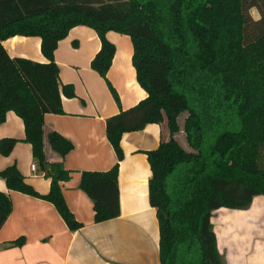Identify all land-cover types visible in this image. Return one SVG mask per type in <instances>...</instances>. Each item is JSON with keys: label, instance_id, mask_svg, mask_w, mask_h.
Instances as JSON below:
<instances>
[{"label": "trees", "instance_id": "obj_1", "mask_svg": "<svg viewBox=\"0 0 264 264\" xmlns=\"http://www.w3.org/2000/svg\"><path fill=\"white\" fill-rule=\"evenodd\" d=\"M77 26L93 28L100 37L91 67L106 80L116 51L107 32L130 36L137 81L147 92L107 119L117 163L82 173L95 221L120 215L122 135L166 124L169 138L146 152L161 264H224L213 212L245 210L254 197L264 196V0H0V124L9 111L22 118L24 141L51 186L47 194L38 193L16 164L0 170V177L10 190L53 203L72 231L82 224L63 196L71 173L63 162L48 160L45 142L62 159L73 143L56 131L46 133L44 117L64 112L62 95L75 97L72 85H60L54 53ZM18 35L40 37L48 62L11 57L3 41ZM184 114L190 150L176 138ZM18 141L2 138L0 153L8 156ZM11 209L8 194L0 191V229Z\"/></svg>", "mask_w": 264, "mask_h": 264}, {"label": "crops", "instance_id": "obj_2", "mask_svg": "<svg viewBox=\"0 0 264 264\" xmlns=\"http://www.w3.org/2000/svg\"><path fill=\"white\" fill-rule=\"evenodd\" d=\"M106 37L116 48L106 75L108 81L91 67L102 46L93 28L74 27L58 43L54 57L60 85H72L75 97L62 95L64 112L44 117L46 133L56 131L73 143V149L62 159L46 140V154L50 162H63L71 173L62 184L63 196L82 227L70 230L53 203L10 190L0 177V191L8 194L12 205L0 229V264H161L159 221L150 203L152 170L146 152L169 138L166 124H148L122 135L118 217L96 222L95 202L81 188L84 171H107L118 161L107 137V119L147 97L137 81L130 36L109 31ZM41 43L40 37L18 35L3 41V46L13 58L48 62ZM2 138L19 141L8 156L0 153V170L16 164L27 183L38 193L47 194L51 180L38 164L32 170L31 165L36 164L32 146L24 141V122L14 111H9L0 124ZM255 201L264 205V196L254 197L245 210L220 208L213 212L212 224L224 264H264V212H251Z\"/></svg>", "mask_w": 264, "mask_h": 264}, {"label": "rangeland", "instance_id": "obj_3", "mask_svg": "<svg viewBox=\"0 0 264 264\" xmlns=\"http://www.w3.org/2000/svg\"><path fill=\"white\" fill-rule=\"evenodd\" d=\"M251 14L255 17V18H257L258 17V12L255 10V9H252L251 10ZM184 119H185V114L184 115H182L181 116V118H180V125H181V131L176 135L177 136V139L179 140V142L186 148V149H188V150H190V147H189V145H188V143H187V141H186V135H185V133H184V131H183V125H184ZM170 134V133H169ZM36 165H37V162H36ZM256 201H258V200H256ZM255 201V204H254V206H253V208H252V210H251V212H253V213H257V212H259L260 214L262 213V212H264V205H260V206H258L257 205V202ZM233 220V219H232Z\"/></svg>", "mask_w": 264, "mask_h": 264}, {"label": "built area", "instance_id": "obj_4", "mask_svg": "<svg viewBox=\"0 0 264 264\" xmlns=\"http://www.w3.org/2000/svg\"><path fill=\"white\" fill-rule=\"evenodd\" d=\"M31 168H32V170L35 171V170L37 169V165H36V164H32V165H31Z\"/></svg>", "mask_w": 264, "mask_h": 264}]
</instances>
